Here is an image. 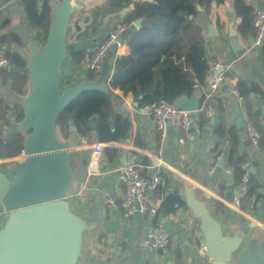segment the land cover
I'll list each match as a JSON object with an SVG mask.
<instances>
[{
  "label": "crops",
  "instance_id": "0c3cea01",
  "mask_svg": "<svg viewBox=\"0 0 264 264\" xmlns=\"http://www.w3.org/2000/svg\"><path fill=\"white\" fill-rule=\"evenodd\" d=\"M48 1L53 8V3L61 0ZM109 1L74 0L75 4H82L83 9L73 15L69 42L84 45L87 54L81 62L75 61L71 55L63 60L60 68V86L63 89L83 80L89 81V74L84 67L85 61L98 43L104 39L106 33L112 31L117 23H125L126 31L140 26V19L131 20L135 7L134 1L128 6L123 5L119 8L107 7ZM247 2L255 8V12L258 10L264 12V0H247ZM103 6H106L105 10L99 11L98 8ZM0 11L9 18V30L16 32L24 43V46L14 44L9 48L0 44V54L4 55L7 49L19 51L29 63L31 43L33 42L37 47H41L43 43L37 38L36 32L25 23L21 1L0 0ZM195 20L202 27L207 57L223 65L226 75V85L223 89L225 87L226 90L235 88L238 80H245L250 84H256L264 92V47L253 48L254 35L244 36L239 32L240 18L235 12L234 0H226L223 4L212 6L210 10L199 5ZM129 52L130 48L125 37L120 46L111 47L104 61L102 72H100L101 75L99 74L98 77H111L117 57ZM8 70H13V68L8 67ZM31 89L32 83L29 80L25 92L18 93L11 81H4L0 69V98L10 106H23ZM113 90L120 97L114 101L115 111L123 113L133 123V131L129 138L114 146L119 148L117 158L109 159L104 155L100 163V173L87 177L90 150L77 149L80 134L75 132L68 139L61 138L71 148L69 165L75 172V183L68 193L71 197V206L76 211L89 215L96 205L95 201L100 196L105 199L101 207H97L98 222L91 232L96 237L91 253L95 255V258L100 257L97 263L117 264L122 256L133 253L137 249H142V259L139 264H209L210 262L207 251L202 250L205 246L203 235L188 204L187 208L180 207L168 214L161 213L170 226L172 236L170 257H161L157 251L144 243L145 232L155 220L140 213L131 217L125 216L121 203L126 186L116 171L121 164H124V156L129 162L135 159L143 165L147 158L148 163L142 170L146 169L148 175L156 172L161 176V185L164 189L154 190L151 193L153 198L160 200V205L166 199L168 192L177 191L184 199L186 189L192 188L194 195L204 201L210 211L221 219L226 232L231 233L233 229L241 228L246 231L251 240L260 244L264 240V147L253 146L247 129H238L239 150L247 155L250 168L255 169L253 174L261 183L259 191L263 198L252 197L255 198L253 206L250 205V200L245 203L242 201L241 208L255 221L228 208L224 203V200L230 202L236 200L238 184L235 183L225 158L215 164L217 156L213 151L214 130L225 115L215 108L216 103L213 99L216 97L204 101V105H210L213 111L211 116L207 114V118L209 117L207 122L202 120L200 111H192L195 122L189 132L184 131L180 125H172L167 135L162 137L154 123L151 107L139 109L138 105H135L136 97L133 93L120 89ZM200 92L207 93L208 86L203 87L197 96H200ZM124 94H128L130 99ZM218 97L226 101L228 106L226 114L237 126V122L232 117L235 109L234 97L231 95ZM249 103L252 117L264 131L263 94L252 93ZM241 108L248 117L244 103L241 104ZM16 112L15 109L9 112L10 120L5 124L7 134L20 131L19 124L23 119L18 120ZM180 138L184 139L183 143L179 141ZM221 154L224 156L223 152ZM4 164L10 163H0V165ZM149 165L154 168H149ZM79 191L80 194H78ZM250 224L255 226L249 227Z\"/></svg>",
  "mask_w": 264,
  "mask_h": 264
},
{
  "label": "trees",
  "instance_id": "16d2710c",
  "mask_svg": "<svg viewBox=\"0 0 264 264\" xmlns=\"http://www.w3.org/2000/svg\"><path fill=\"white\" fill-rule=\"evenodd\" d=\"M25 13V23L36 32L41 43L46 41L53 17V8L48 0H20ZM135 2L131 20L140 19V26L129 29L126 37L130 52L119 55L112 76H108L110 88L107 91L87 90L76 97L59 115L56 132L61 139H68L72 133H84L90 140L104 142H122L129 138L133 131L132 120L114 109L115 99L120 97L113 89L131 92L135 95L139 109L154 108L161 102L172 104L183 95L199 97L201 101V117L207 122L206 93L199 91L206 86L205 76L209 58L202 27L196 22L198 6L207 10L214 5L223 4L226 0H110L107 7L119 8ZM106 6L98 10H105ZM234 9L239 16V32L244 36L255 35V8L247 0H234ZM9 18L0 11V44L9 48L12 45L24 46L20 36L9 30ZM87 54L84 45L79 44L69 55L81 62ZM4 57L7 66H2L1 76L4 81H11L18 93H24L31 80L28 61L19 51L7 49ZM12 67L13 70H8ZM89 81L98 80V75L89 71ZM99 78V77H98ZM235 88L242 97L251 122L258 128L261 137L260 145L264 147V131L256 123L250 112V96L252 93L264 92L256 84L238 80ZM125 97L130 99L128 94ZM215 108L225 115L214 130L215 141L213 151L216 156L224 153L227 165L232 171L234 181L242 180L247 155L239 150L238 128L229 119L226 101L221 97L213 99ZM17 110L18 120L24 118L22 105L10 106L0 98V158L17 155L23 150L25 134L14 132L7 134L5 124L10 120L9 112ZM61 139V140H63ZM104 155L109 159L119 156V148L108 146ZM148 159L145 158V165ZM142 174L148 176L146 169ZM162 183L157 187L163 190ZM261 183L251 172L250 188L243 198V203L252 197L263 198L260 193ZM122 205V203H121ZM187 208L186 201L179 192H168L159 208L160 213H171L178 208ZM156 220V217H153Z\"/></svg>",
  "mask_w": 264,
  "mask_h": 264
},
{
  "label": "water",
  "instance_id": "95a60500",
  "mask_svg": "<svg viewBox=\"0 0 264 264\" xmlns=\"http://www.w3.org/2000/svg\"><path fill=\"white\" fill-rule=\"evenodd\" d=\"M81 9L83 5L74 0L54 2L46 41L41 47L31 43L28 70L32 89L23 102L24 118L19 124L25 134V158L8 172L0 168V207L4 210L0 264H78L84 257L85 235L98 222L97 204L89 215L71 206L68 193L75 183V172L69 165L71 148L56 132L59 115L83 91L110 88L106 76L65 89L60 86L62 62L78 46L69 42V30L73 15ZM128 34L129 30L125 31L119 40ZM234 103L233 120L238 129H243L246 122L241 105L237 100ZM174 105L194 111L201 101L183 95ZM123 160L129 163L125 156ZM184 199L199 224L209 264H264V240L258 244L241 228L226 232L221 219L194 195L192 188L186 189ZM141 259L142 249H137L122 256L117 264H139Z\"/></svg>",
  "mask_w": 264,
  "mask_h": 264
},
{
  "label": "built area",
  "instance_id": "2783aa9c",
  "mask_svg": "<svg viewBox=\"0 0 264 264\" xmlns=\"http://www.w3.org/2000/svg\"><path fill=\"white\" fill-rule=\"evenodd\" d=\"M255 26L257 31L253 37L252 47L261 48L264 47V12L261 10L255 13ZM126 31V25L123 22H119L115 25L112 31H110L104 39L93 49L92 53L85 61V70L93 72L99 75L102 71L104 61L107 54L112 46H120L123 40H119L120 36ZM8 60L4 55L0 54V68L7 66ZM206 85L208 86V92L206 93V99H212L220 95H231L237 100L240 105L243 103L242 97L240 96L236 88L223 87L226 85V75L224 73L223 65L216 60L210 59L208 61V69L205 76ZM200 107L194 111H200ZM242 109V108H241ZM153 120L157 130L160 132L162 137H165L169 131V128L174 125H180L181 128L189 132L195 122V118L192 116V111L181 109L174 104L164 101L158 106L152 108ZM243 111V117L246 122V129L250 138L251 143L256 148H260V137L259 130L253 125L251 120ZM206 113L211 116L213 114L210 105H206ZM181 143L184 142L183 138H180ZM117 142H104L99 140H90L87 134L81 133L79 135V144L77 149H88L90 150V157L87 164V177H92L100 173V163L104 156L105 148L108 146H117ZM25 158V153L21 150L16 156L10 158H0V163H17L19 164ZM224 159L223 154L217 156L218 164ZM143 165L138 160H131L128 164H121L117 168V173L121 181L124 182L126 189L122 198V207L125 211L126 217H131L137 213L144 215L147 218L156 217L154 223L151 222L147 228L144 236V243L154 251H157L161 257L171 256V243L172 236L170 229H168L167 219L159 212L160 200L152 197V192L157 189L161 183V176L153 172L146 176L142 174ZM149 168L154 166L149 165ZM250 175L251 168L249 162L244 165V172L242 180L238 184V196L235 201L230 202L224 200V203L228 208L233 209L239 214L246 216L251 221H255L253 217L241 208L242 199L250 188ZM80 194V191L78 192ZM250 205L253 206L255 198L250 199ZM4 214V210L0 207V220ZM202 250H206L203 246Z\"/></svg>",
  "mask_w": 264,
  "mask_h": 264
},
{
  "label": "rangeland",
  "instance_id": "374dc122",
  "mask_svg": "<svg viewBox=\"0 0 264 264\" xmlns=\"http://www.w3.org/2000/svg\"><path fill=\"white\" fill-rule=\"evenodd\" d=\"M17 163H10V164H4L0 165L1 168H3L4 171L8 172L10 167L16 165ZM69 196V200H70ZM96 204L98 207H101L102 203L105 202V199L103 196H100L96 201ZM243 220V219H242ZM94 239V240H93ZM96 237H94V234H86V238L84 241V257L79 261L78 264H98L97 261L100 260L99 256L94 257L95 255L91 253L92 244L95 242ZM98 255V254H97ZM98 257V258H97ZM244 264V263H241Z\"/></svg>",
  "mask_w": 264,
  "mask_h": 264
}]
</instances>
